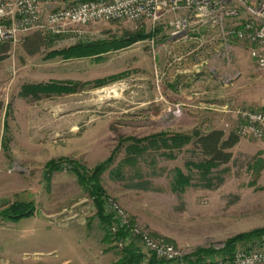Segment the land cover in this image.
<instances>
[{
  "label": "rangeland",
  "instance_id": "374dc122",
  "mask_svg": "<svg viewBox=\"0 0 264 264\" xmlns=\"http://www.w3.org/2000/svg\"><path fill=\"white\" fill-rule=\"evenodd\" d=\"M190 38H172L167 24L105 23L0 46V264L130 261L141 247H116L110 203L183 253L168 264L227 257L230 243L264 230V139L240 138L246 141L232 161L215 169L193 146L197 134H235L238 110L264 106V70L236 43L229 61L211 58L214 75ZM105 43L111 51L102 55L59 54ZM208 76L227 107L208 102L198 82ZM53 84L62 90L48 88ZM34 86L49 94L25 97ZM80 169L103 170L98 183L110 225ZM17 203H32L34 216L11 220L7 211ZM258 244L239 240L231 251Z\"/></svg>",
  "mask_w": 264,
  "mask_h": 264
},
{
  "label": "built area",
  "instance_id": "2783aa9c",
  "mask_svg": "<svg viewBox=\"0 0 264 264\" xmlns=\"http://www.w3.org/2000/svg\"><path fill=\"white\" fill-rule=\"evenodd\" d=\"M105 23L167 24L172 38L195 41L196 51L207 58L202 65L214 75L218 67L210 65L211 58L229 61L236 43L248 47L255 65L264 70V0H0V46L35 32L68 33L74 27ZM233 81L225 78V83ZM235 134L263 140L264 106L238 110ZM110 204L117 248L139 244L141 264L153 257L168 263L183 259L179 249L132 224L123 208ZM204 264H264V243Z\"/></svg>",
  "mask_w": 264,
  "mask_h": 264
},
{
  "label": "trees",
  "instance_id": "16d2710c",
  "mask_svg": "<svg viewBox=\"0 0 264 264\" xmlns=\"http://www.w3.org/2000/svg\"><path fill=\"white\" fill-rule=\"evenodd\" d=\"M144 38V37H141ZM139 38H134L128 41L122 42V44H130L135 43ZM111 51L110 44H93V45H77L71 47L68 50L62 51L59 54L68 58H83V57H93L97 55H102ZM63 86L58 84L51 85L50 89H54L57 91H61ZM46 87L43 86H34L28 87L25 89L24 96L29 97L33 95V97L39 100L42 94L47 93ZM240 137L236 134L232 133L228 137H226V133L224 131L214 130L209 132L208 134L196 135L195 141L193 143L194 149L198 151L200 156L203 158V164L210 168H218L221 166L228 165L233 159L232 150L239 144ZM54 161L50 163V167H54ZM83 170V169H82ZM84 171V170H83ZM81 169L78 172V177L80 181L87 185L90 188L91 195L93 196L98 209L100 218L102 221L107 222L110 225L111 219L106 218L103 214L102 204L104 203L105 193L101 189L98 183V177L102 173V169H96L91 175L88 172L83 173ZM11 220L18 222L24 218H29L34 216V207L33 204H15L9 208L7 211ZM239 240H256L264 243V230L255 231L251 235H246L241 237L240 239L233 241L228 246L229 248L224 251L227 257H231L233 255L232 248L235 247L236 242ZM130 250H127V252ZM204 253L200 251L197 253L201 255ZM132 258L130 261H123L121 264H141L143 261L144 255L141 254L139 250L134 249L131 251ZM148 264H168V262L157 261L154 257L150 260Z\"/></svg>",
  "mask_w": 264,
  "mask_h": 264
},
{
  "label": "crops",
  "instance_id": "0c3cea01",
  "mask_svg": "<svg viewBox=\"0 0 264 264\" xmlns=\"http://www.w3.org/2000/svg\"><path fill=\"white\" fill-rule=\"evenodd\" d=\"M199 83H201V82H204V85H206V95L208 96V102L210 103V105L212 104V105H215V104H217L218 105V103L219 104H221V105H223V106H225L226 105V107H227V104L229 103V100H226L225 98H224V96H222L220 93L221 92H219L217 89H218V86H217V83L213 80V79H211L209 76H208V80L207 81H198ZM194 86H197V84H194ZM216 93H219V95H215ZM207 101V100H206ZM205 101V102H206ZM213 103H215V104H213ZM209 110H212V109H209ZM211 116H216L217 114H214V113H212V114H210ZM246 141V139H244V140H240V142H239V144L237 145V146H239V145H241L242 143H244Z\"/></svg>",
  "mask_w": 264,
  "mask_h": 264
}]
</instances>
